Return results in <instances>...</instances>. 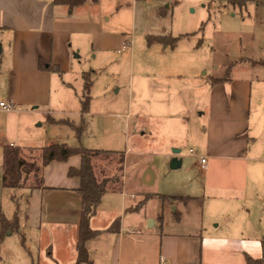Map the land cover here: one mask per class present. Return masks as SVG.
<instances>
[{
	"label": "rangeland",
	"instance_id": "374dc122",
	"mask_svg": "<svg viewBox=\"0 0 264 264\" xmlns=\"http://www.w3.org/2000/svg\"><path fill=\"white\" fill-rule=\"evenodd\" d=\"M62 11L58 13V22L64 16L65 10ZM58 30L68 33L62 40L58 56L61 72L42 73L36 82V100L22 103L18 102L28 97L17 92L21 100H12L9 86L21 81L17 71L24 70L19 61L23 59L25 47H20V57L15 56V32H0V103L11 107L7 111L0 106V183L8 147L12 149L45 140L48 144L112 150L116 143L123 141L127 124L131 125V132L135 124L139 128L149 127L150 133L145 129L141 135H132L131 144L127 139V148L143 153L138 157V169H147L148 179L157 182L167 167L164 158L156 155L163 152L167 143L159 129L162 131L168 123L162 117L164 113L156 108V96L161 89L178 84L196 87L197 91L208 88L213 78L223 77L228 69L231 78L243 84L234 80L219 85L227 94V108L231 110V102L239 103L238 108L228 110L227 117L245 119V125L248 121L247 134L255 136L257 145L264 147V0H87L74 11L69 26L65 29L59 26ZM157 37L178 40L171 46L155 40ZM177 75L183 78L180 80ZM84 76L91 83V104L89 112L83 115L86 132L78 138L70 127L51 124L49 116L80 123ZM234 87L239 92L237 100L230 98ZM176 112L178 116L171 121L175 124L174 138L181 144L179 155L189 158L185 168H169L168 173L181 175L182 185H187L196 175L223 185H236L239 189L250 185L246 200L232 203L243 211L246 223L258 227L264 238V193L262 200L255 198L253 184L256 180L253 181L252 174L249 177L242 168L244 165L238 162L217 161L218 171L211 174L198 169L200 159L196 155L202 154L198 145L207 135L203 129L208 126L210 115L205 109L189 108L185 111L187 120H184L179 110ZM213 122L216 124L215 120ZM224 139L229 140L226 136ZM26 190L0 188V207L9 218L15 212L11 194L21 198L22 209L27 211ZM157 198L162 197L145 193L143 199ZM201 201L191 204L181 199L163 201L160 220L154 216L156 230L174 236L200 233L195 228L200 224ZM156 203L148 207L154 209ZM134 217L143 218V212L135 214L128 210L127 221L131 222ZM228 217L236 218L231 212L220 217L224 232L227 223H235L227 222L232 221L227 220ZM152 220L148 219L146 225H151ZM22 230L26 234L24 246L17 232H10L4 240L0 251L2 264H69L76 259L74 252L68 262L50 259L47 239L27 226ZM112 240L110 234L103 233L88 244L95 264L105 261ZM69 241L72 242V238ZM56 245L61 246V242L56 241Z\"/></svg>",
	"mask_w": 264,
	"mask_h": 264
},
{
	"label": "crops",
	"instance_id": "0c3cea01",
	"mask_svg": "<svg viewBox=\"0 0 264 264\" xmlns=\"http://www.w3.org/2000/svg\"><path fill=\"white\" fill-rule=\"evenodd\" d=\"M80 7L70 11L66 6H54L52 0H0V32L7 30L15 32L13 44L15 56L20 57V47H25L22 50L23 59L19 61V65L23 66L24 70L17 71V78L21 81L18 84L12 82L9 86L12 100H21L17 92L23 93L25 98L28 97L18 103L36 100L37 79L42 73L47 72L39 70V60L43 59L59 65L60 45L68 33L58 30V27L61 26L63 29L68 27L70 17ZM62 10H65L64 16L58 22V13L63 12ZM177 78L181 80L183 76L177 75ZM234 80L242 83L241 80L230 76L229 81L211 84L208 88L199 91L196 87L186 88L179 84L161 89L155 98L158 101L155 104L156 108L164 113L162 117L168 123L162 131L161 128L159 129L166 137L167 143L163 152L156 155L164 158L167 167L163 169L164 175L162 178L158 177L157 182L148 179L147 169L142 171L138 169L140 161L138 157L143 153L135 151L134 148L133 150L127 148V139L130 143L132 135H141L143 133L141 131L145 129L150 133L146 125L139 128L135 124L134 132H131V125L129 124L128 127L127 124L123 141L116 143L112 150L83 146L89 150L96 180L104 183L106 190L92 219V227L103 230L97 237L107 233L113 238L108 256L105 255L106 259L102 264H247L246 254L253 258L262 256L264 238L261 237L258 227L247 224L243 211H239V208L232 203L235 200H246L250 185L241 186L239 189L236 185L233 187L223 185L207 179L206 176L197 175L191 178L187 185H182L181 175L172 176L167 171L169 168L172 169L169 164L176 156L172 150L181 148V144L174 138L175 124L171 123L174 117L178 116L176 111L179 110L180 117L187 120L188 115L185 111L189 108L199 111L205 109L210 115L208 126L203 129L207 135L198 145L202 154L196 155L199 159L207 160L205 171L209 174L213 171L216 173L217 161L242 163L247 175L250 177L252 174L253 181L256 180L253 184L256 189L255 198L262 200L264 147L257 145L255 136L250 137L247 134L248 121L245 125V119L227 117V112L238 108L239 103L231 102V110L230 107L227 108V94L219 86L232 83ZM238 96L236 87L232 88L230 98L237 100ZM224 136L229 140L224 139ZM48 145L50 144L42 140L34 144L13 146L12 149L6 148L0 188L31 190L26 226L47 239L56 261L68 262V257H71L73 252L75 258L77 255L76 246L82 211V198L76 191L80 186V179L70 177L68 171L71 167H80L82 156L74 154L47 160L44 158L43 149ZM178 158L182 161L180 167L185 168L188 165H185V161L189 157L178 154ZM145 193L163 195L165 199L144 200ZM242 193L244 198L241 197ZM137 197L140 198L136 201ZM158 199L160 200L157 201ZM175 199H181L187 204L195 200H204L201 201L200 214H198L200 224L195 228V231L199 230L200 233L174 236L156 230L157 220H160L159 211L165 204L163 201ZM153 202H157V207L151 209L148 206ZM128 210H132L135 214L142 211L143 218L134 217L128 222ZM230 212L236 218L232 220L228 217L227 220L232 221L227 222L235 223H227V230L224 232L219 223L220 217ZM247 212L249 213L248 208ZM154 216H157V220ZM148 219L154 221L151 227L146 225ZM116 220L119 221V226L115 227L117 229L107 230L112 229L111 226H114L112 224ZM69 238H72V242ZM56 241L61 242V246H54ZM90 258L91 264H95L91 254Z\"/></svg>",
	"mask_w": 264,
	"mask_h": 264
},
{
	"label": "trees",
	"instance_id": "16d2710c",
	"mask_svg": "<svg viewBox=\"0 0 264 264\" xmlns=\"http://www.w3.org/2000/svg\"><path fill=\"white\" fill-rule=\"evenodd\" d=\"M97 1V0H94ZM86 0H52L54 6H66L70 11L82 6ZM155 40L165 44L174 46L178 40V38H169V40H165L163 37H157ZM1 66V60H0ZM39 70L47 71V72H61V67L52 62H46L43 59L39 60L38 64ZM86 82L84 84L85 91L81 97V116L82 119L79 124H76L70 120L60 119L57 120L52 116H49V121L53 125H66L73 129L78 138H80L84 132H86V123L83 115L89 112L91 98L89 96V90L91 83L84 76ZM230 80V70L225 74L223 78H213L212 84H216L222 81ZM44 158L47 160L65 157L74 154H80L81 164L80 167H71L68 171V175L70 177H78L80 179V186L76 190L77 193L82 198V211L80 218V231H79V239L76 246V259L69 264H91L92 260L90 258V253L88 250V242L95 239L99 234L103 231L96 230L92 227V219L97 213V209L102 202V198L104 197L106 190L105 184L99 183L96 180L93 167L91 164V160L89 157V150L83 147H72L65 143H56L45 146L43 149ZM25 188H21L19 190H24ZM14 190H18V188H14ZM26 198L25 203H28L29 197L31 196V190H26ZM163 199L165 196L160 195ZM10 200L14 204V215L9 218L0 207V251L4 240L8 237V233H20L21 234V243L25 245V237L26 234L22 230L26 229V220H27V211L26 209H22V200L21 198L16 197L15 194L10 195ZM149 200V199H148ZM22 215V216H21ZM111 226L112 229L107 230H115L119 226V221L116 220ZM106 230V231H107ZM30 252V251H29ZM47 255L50 259H54L51 252V247L48 248ZM245 259L247 264H264V240L262 241V256L260 258H253L249 255H245ZM2 264V262H0Z\"/></svg>",
	"mask_w": 264,
	"mask_h": 264
},
{
	"label": "water",
	"instance_id": "95a60500",
	"mask_svg": "<svg viewBox=\"0 0 264 264\" xmlns=\"http://www.w3.org/2000/svg\"><path fill=\"white\" fill-rule=\"evenodd\" d=\"M1 46H0V53H1ZM180 152H181V150L180 149H173V153L176 155L173 159H172V161H171V164H170V167L172 168V169H177V168H179L180 167V165H181V163H182V161H181V159H179L178 158V154H180ZM151 225H149V227H151L152 225H154V221L152 220L151 221ZM8 234H10V232L8 233Z\"/></svg>",
	"mask_w": 264,
	"mask_h": 264
},
{
	"label": "built area",
	"instance_id": "2783aa9c",
	"mask_svg": "<svg viewBox=\"0 0 264 264\" xmlns=\"http://www.w3.org/2000/svg\"><path fill=\"white\" fill-rule=\"evenodd\" d=\"M0 106L3 107L7 111L11 110V107L10 106H7L3 102L0 103ZM191 153H192V151H191ZM206 164H207V160L205 158H201L200 161H199V164H198V168L200 170H202V171H205Z\"/></svg>",
	"mask_w": 264,
	"mask_h": 264
}]
</instances>
